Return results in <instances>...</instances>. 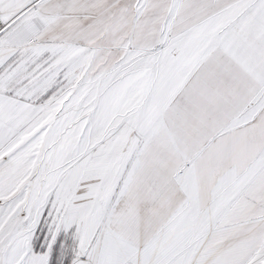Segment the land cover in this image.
I'll use <instances>...</instances> for the list:
<instances>
[{
  "label": "snow or ice",
  "instance_id": "6c2138e0",
  "mask_svg": "<svg viewBox=\"0 0 264 264\" xmlns=\"http://www.w3.org/2000/svg\"><path fill=\"white\" fill-rule=\"evenodd\" d=\"M0 264H264V0H0Z\"/></svg>",
  "mask_w": 264,
  "mask_h": 264
}]
</instances>
